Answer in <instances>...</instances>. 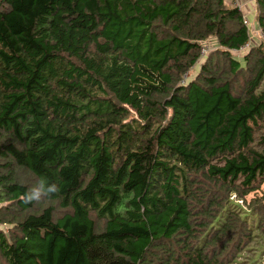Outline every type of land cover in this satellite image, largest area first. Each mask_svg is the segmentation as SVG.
Returning <instances> with one entry per match:
<instances>
[{"label": "trees", "instance_id": "16d2710c", "mask_svg": "<svg viewBox=\"0 0 264 264\" xmlns=\"http://www.w3.org/2000/svg\"><path fill=\"white\" fill-rule=\"evenodd\" d=\"M255 2L0 0V264H264Z\"/></svg>", "mask_w": 264, "mask_h": 264}, {"label": "clouds", "instance_id": "9594fccd", "mask_svg": "<svg viewBox=\"0 0 264 264\" xmlns=\"http://www.w3.org/2000/svg\"><path fill=\"white\" fill-rule=\"evenodd\" d=\"M57 192L58 187L55 184L46 183L45 180L41 179L39 181V188L35 187V185L31 187L24 194V200L26 203H40Z\"/></svg>", "mask_w": 264, "mask_h": 264}, {"label": "rangeland", "instance_id": "374dc122", "mask_svg": "<svg viewBox=\"0 0 264 264\" xmlns=\"http://www.w3.org/2000/svg\"><path fill=\"white\" fill-rule=\"evenodd\" d=\"M230 5L233 6V0H226ZM251 22L253 23L252 26H250V42L247 46V48L243 49L242 52L240 53H236V57L242 61V58L244 56V52H246L248 50V48H251V47H254V46H258L261 44L262 42V36H260V32H259V27H258V24L257 22H254V20H251ZM214 44L213 42H210L205 45L204 49L206 51L205 55H207V53L209 52V50L211 49L210 46L212 47ZM203 56V57H204ZM196 75V70H194L192 73H191V76L187 77V80L189 81L190 79H192L194 76ZM264 192V187H263V191ZM253 195H251L252 197Z\"/></svg>", "mask_w": 264, "mask_h": 264}, {"label": "crops", "instance_id": "0c3cea01", "mask_svg": "<svg viewBox=\"0 0 264 264\" xmlns=\"http://www.w3.org/2000/svg\"><path fill=\"white\" fill-rule=\"evenodd\" d=\"M243 5V13L249 20H255L256 15V0H240ZM260 32V30H259ZM261 36V32H260Z\"/></svg>", "mask_w": 264, "mask_h": 264}, {"label": "built area", "instance_id": "2783aa9c", "mask_svg": "<svg viewBox=\"0 0 264 264\" xmlns=\"http://www.w3.org/2000/svg\"><path fill=\"white\" fill-rule=\"evenodd\" d=\"M232 4H233L235 7L240 8V9L243 11V5H242V3H241L240 0H233V3H232ZM245 23L249 26V28H250V26L253 25V23L251 22V20H249V18H246V17H245ZM261 36L263 37V34H261ZM205 53H206V51H205V49H204V50L202 51V55L204 56Z\"/></svg>", "mask_w": 264, "mask_h": 264}]
</instances>
